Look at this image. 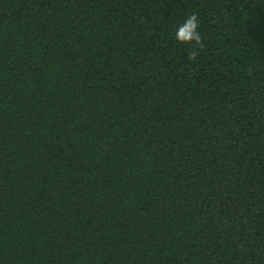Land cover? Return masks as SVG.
I'll use <instances>...</instances> for the list:
<instances>
[{
	"label": "trees",
	"instance_id": "obj_1",
	"mask_svg": "<svg viewBox=\"0 0 264 264\" xmlns=\"http://www.w3.org/2000/svg\"><path fill=\"white\" fill-rule=\"evenodd\" d=\"M0 264H264V0H0Z\"/></svg>",
	"mask_w": 264,
	"mask_h": 264
},
{
	"label": "clouds",
	"instance_id": "obj_2",
	"mask_svg": "<svg viewBox=\"0 0 264 264\" xmlns=\"http://www.w3.org/2000/svg\"><path fill=\"white\" fill-rule=\"evenodd\" d=\"M198 28V21L196 15L193 14L190 16L186 22L178 28L176 33L177 40L181 42H195L196 45L202 47L201 44V36L197 31ZM197 55L196 51L190 53L189 59L195 60Z\"/></svg>",
	"mask_w": 264,
	"mask_h": 264
}]
</instances>
